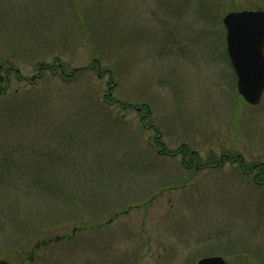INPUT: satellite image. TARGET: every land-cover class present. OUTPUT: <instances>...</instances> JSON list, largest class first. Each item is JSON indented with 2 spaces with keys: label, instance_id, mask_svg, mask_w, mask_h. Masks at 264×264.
<instances>
[{
  "label": "rangeland",
  "instance_id": "obj_1",
  "mask_svg": "<svg viewBox=\"0 0 264 264\" xmlns=\"http://www.w3.org/2000/svg\"><path fill=\"white\" fill-rule=\"evenodd\" d=\"M257 9L0 0V260L264 264V95L238 93L223 24ZM37 162L45 188L20 183Z\"/></svg>",
  "mask_w": 264,
  "mask_h": 264
},
{
  "label": "water",
  "instance_id": "obj_2",
  "mask_svg": "<svg viewBox=\"0 0 264 264\" xmlns=\"http://www.w3.org/2000/svg\"><path fill=\"white\" fill-rule=\"evenodd\" d=\"M227 53L237 77V90L250 105L264 95V10L232 11L223 17ZM0 264H12L0 260ZM197 264H228L221 256L202 258Z\"/></svg>",
  "mask_w": 264,
  "mask_h": 264
},
{
  "label": "trees",
  "instance_id": "obj_3",
  "mask_svg": "<svg viewBox=\"0 0 264 264\" xmlns=\"http://www.w3.org/2000/svg\"><path fill=\"white\" fill-rule=\"evenodd\" d=\"M45 67L46 68H49L47 66H45ZM81 71H83V70H81ZM107 97H111V96L108 95V94L105 95V98H106L105 100H107V101H104L103 102V105L106 106V107L111 108L112 106L117 105V104H121V106L123 108H129V106H130V105L123 104L122 101H118V100L108 101ZM177 152H179V151H174L173 153H171V155L175 156L177 154ZM184 152L185 151H183V153ZM168 153L170 154L169 151H168ZM168 153L165 152V154H168ZM198 159L200 161V158L199 157H198ZM233 161H236V159H233ZM4 163L7 166V164H11V160L4 161ZM40 166H41V163H38L37 162L36 164H33V165L22 166V167L18 168V169H21V170L24 169V170H26L28 172H31V174L19 176L20 180H22V182H20V183H22L23 185H31V186H35V187H42V188L44 187L45 188L46 187V184L42 182V179L40 178V176L39 175L37 176L35 174H32L35 171H39ZM203 166H205L206 168L209 167V165H201L200 168H203ZM242 168H244V165L243 164H242ZM254 168H257L258 169V175H256V178H257V180H259V177H263L264 176V163H257ZM4 176H6V174H2V175L0 174V179L3 178ZM5 178H3V179H5ZM49 191L50 190L48 189V192ZM58 193L59 192H55L54 194H58ZM0 258H8V257L0 255Z\"/></svg>",
  "mask_w": 264,
  "mask_h": 264
},
{
  "label": "flooded vegetation",
  "instance_id": "obj_4",
  "mask_svg": "<svg viewBox=\"0 0 264 264\" xmlns=\"http://www.w3.org/2000/svg\"><path fill=\"white\" fill-rule=\"evenodd\" d=\"M2 81H3V78H1V82H2ZM181 151H182V150H179V152H177V154H179ZM188 152H189V151L186 149V151H185L184 153H182L183 156H184V155H187ZM159 154H161V153H159ZM177 154H176V155H177ZM191 154H192V155H195L194 152H191ZM161 155H163V154H161ZM197 155H198V154H197ZM214 167H215V166H212L211 168H214ZM197 169H201L200 166H197ZM255 171H256V172H255ZM252 172H255V174L258 175V169H257V168H254V169L252 170ZM248 174H251V172H248ZM259 184H264V183H263V182H260Z\"/></svg>",
  "mask_w": 264,
  "mask_h": 264
}]
</instances>
